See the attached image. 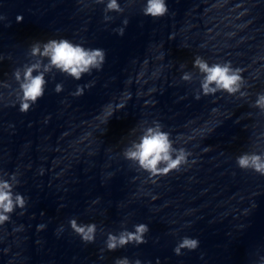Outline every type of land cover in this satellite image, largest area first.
<instances>
[{
    "label": "clouds",
    "instance_id": "obj_1",
    "mask_svg": "<svg viewBox=\"0 0 264 264\" xmlns=\"http://www.w3.org/2000/svg\"><path fill=\"white\" fill-rule=\"evenodd\" d=\"M96 2L104 5L105 15L103 19L105 21L109 19L107 13L122 11L119 0H96ZM166 13H168L167 0H144L143 15L158 18ZM22 19V15L16 16L17 22ZM122 23L126 25L127 20L122 21ZM123 32V28L116 29L117 35H123ZM30 55L42 59L17 67L12 73L19 85L20 112L28 111L44 95L45 86L48 82L46 74L49 71L56 70L79 80L86 73L93 70L100 71L105 62L106 53L102 48L86 47L83 43L59 37L33 42L30 46ZM0 60H3V56H0ZM192 64L202 74L201 93L203 95H212L221 90L229 94L240 91L242 85L240 70L233 68L230 62L210 64L201 56L196 55ZM180 79L187 81L190 79V75L183 73ZM62 90L63 85L57 83L54 91L60 93ZM83 91L84 89L78 86L71 95L80 96ZM240 94L245 95L243 92ZM199 97L197 95L195 98L199 99ZM253 106L264 111V92L256 94ZM122 155L126 160L135 162L142 171L156 176L167 174L171 170H179L181 166L188 164L190 153L183 148L174 147L170 133L164 130L160 122L154 121L150 126L143 129L139 139L125 149ZM235 163L240 169H250L264 175V152H242L235 157ZM18 182L16 172L7 173L0 177V223L7 221L10 214L17 208H25V196L14 191ZM68 225L82 242L92 243L95 240L97 232L95 223H78L73 217L68 220ZM43 228H45L44 224L37 225V231ZM56 231L57 233L62 232L63 225H60ZM148 231L147 224L138 223L133 225L132 230L124 229L119 234L108 232L104 241V249L114 251L127 244L145 243V234ZM198 245L197 238L184 236L177 242L173 252L180 255L182 249L194 250ZM113 264H141V261L139 259L130 261L127 257H118ZM157 264H159L158 260ZM257 264H264V257H260Z\"/></svg>",
    "mask_w": 264,
    "mask_h": 264
}]
</instances>
